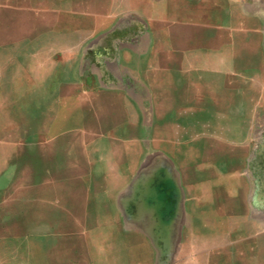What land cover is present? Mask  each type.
Here are the masks:
<instances>
[{"label": "crops", "instance_id": "obj_1", "mask_svg": "<svg viewBox=\"0 0 264 264\" xmlns=\"http://www.w3.org/2000/svg\"><path fill=\"white\" fill-rule=\"evenodd\" d=\"M35 12L67 51L11 60L0 39V119L16 103L23 141L58 143V244L95 236V222L118 264L143 253L146 264H264V185L250 177L264 137V0H46ZM38 36L19 40L37 49ZM235 93L260 95L249 117L229 114ZM80 172L95 177L75 182Z\"/></svg>", "mask_w": 264, "mask_h": 264}, {"label": "rangeland", "instance_id": "obj_2", "mask_svg": "<svg viewBox=\"0 0 264 264\" xmlns=\"http://www.w3.org/2000/svg\"><path fill=\"white\" fill-rule=\"evenodd\" d=\"M45 4L46 0H0V39L8 38L9 45L6 46L5 54H9L11 60L26 49L35 51L40 48L44 53L53 49L52 52L57 50L59 55L66 53L65 47H52L48 44L52 39L50 35L45 37L40 34L38 27H41L42 15L36 13L35 9H44ZM37 35L41 37L39 41L43 38L44 42V45H39L37 49L34 44L25 46V43L19 40L27 36L34 39L33 43ZM59 40L62 38L59 37ZM3 51V46L0 45V64L4 57ZM14 64L12 61V70H15ZM11 80L12 85L18 84L17 79ZM218 96L219 101L224 103H230L232 97L230 94ZM259 96L235 93L234 107L228 110L229 114L235 117H249L252 112L247 109L245 103L252 105L257 102ZM12 97L15 101L14 98H17L18 94ZM15 106L16 103L12 104L5 120L0 119V264H118L120 254L115 247L107 246L106 249L101 243L102 239L97 237L98 223H87L95 234L92 237L64 238L62 244H58L60 239L52 237V231L64 227L65 224L53 219L57 215L52 214V204L57 203L59 193L53 186L60 181V175L58 177L50 172V155L52 146L58 143L50 141L51 136L47 134L38 141H23L30 136L24 134V127L19 124L18 109ZM49 122L47 120L43 123L42 128L46 132L49 130ZM255 138L251 142L253 153L250 158V177L252 182L264 185V137ZM94 144L91 143V148ZM37 153L43 154L42 167L35 165L34 157ZM139 168L145 173L146 163L141 162ZM93 177L94 173L80 172L75 175L74 181L87 182ZM140 182L146 185L147 177L143 175ZM122 224L125 225L124 229H130L131 225L137 224L140 234L146 235L145 222ZM139 259L137 264H146L145 253L140 254Z\"/></svg>", "mask_w": 264, "mask_h": 264}]
</instances>
